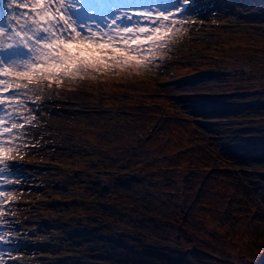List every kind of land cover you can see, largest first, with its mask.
Instances as JSON below:
<instances>
[{
	"label": "rangeland",
	"instance_id": "374dc122",
	"mask_svg": "<svg viewBox=\"0 0 264 264\" xmlns=\"http://www.w3.org/2000/svg\"><path fill=\"white\" fill-rule=\"evenodd\" d=\"M116 2L94 4L106 9ZM177 2L139 0L137 7L167 10ZM14 11L0 0V27L15 24L14 15L9 19ZM200 23V34H192ZM173 31L149 70L114 69L53 85L36 111L28 103L35 99L31 93L0 97V119L9 127L16 121L26 126L13 129L11 159L0 164L2 199L12 200L7 208L0 201V213L8 210L0 216V241L10 247L0 248V264L54 258L44 250L61 236L51 220L60 215L44 210L48 188H38L68 184L74 170L81 178L143 166L179 179L190 172L220 211L237 193L240 208L254 209V217L239 218L238 231L264 235V0H197L177 17ZM58 190L59 183L48 197L53 206Z\"/></svg>",
	"mask_w": 264,
	"mask_h": 264
},
{
	"label": "trees",
	"instance_id": "16d2710c",
	"mask_svg": "<svg viewBox=\"0 0 264 264\" xmlns=\"http://www.w3.org/2000/svg\"><path fill=\"white\" fill-rule=\"evenodd\" d=\"M121 171L67 173L55 206L48 197L58 183L46 185L44 210L60 215L51 220L61 235L45 247L54 256L46 264H264V235L238 231L254 209L240 208L237 193L220 211L190 172L179 179L163 168Z\"/></svg>",
	"mask_w": 264,
	"mask_h": 264
},
{
	"label": "snow or ice",
	"instance_id": "6c2138e0",
	"mask_svg": "<svg viewBox=\"0 0 264 264\" xmlns=\"http://www.w3.org/2000/svg\"><path fill=\"white\" fill-rule=\"evenodd\" d=\"M138 2L117 0L101 11L93 0H5L9 9L14 6L9 19L14 15L15 24L0 27V97L31 93L40 101L53 85L94 79L92 73L149 70L155 54L173 40L177 16L192 0L156 11L137 7ZM174 9L179 10L175 15ZM8 77L11 84L5 86ZM4 106L0 98V111ZM13 129L26 126L16 121L9 127L0 119V164L11 159ZM21 134L26 137V130Z\"/></svg>",
	"mask_w": 264,
	"mask_h": 264
},
{
	"label": "bare ground",
	"instance_id": "6f19581e",
	"mask_svg": "<svg viewBox=\"0 0 264 264\" xmlns=\"http://www.w3.org/2000/svg\"><path fill=\"white\" fill-rule=\"evenodd\" d=\"M93 2H96V0H93ZM99 7H98V10H104L105 9V5H104V3L103 4H100L99 3V5H98ZM102 6H104V9L102 8Z\"/></svg>",
	"mask_w": 264,
	"mask_h": 264
}]
</instances>
